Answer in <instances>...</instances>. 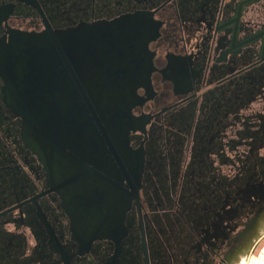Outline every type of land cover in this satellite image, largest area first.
<instances>
[{
    "label": "flooded vegetation",
    "instance_id": "af4514ba",
    "mask_svg": "<svg viewBox=\"0 0 264 264\" xmlns=\"http://www.w3.org/2000/svg\"><path fill=\"white\" fill-rule=\"evenodd\" d=\"M245 206L264 0H0V264H207Z\"/></svg>",
    "mask_w": 264,
    "mask_h": 264
},
{
    "label": "clouds",
    "instance_id": "9594fccd",
    "mask_svg": "<svg viewBox=\"0 0 264 264\" xmlns=\"http://www.w3.org/2000/svg\"><path fill=\"white\" fill-rule=\"evenodd\" d=\"M207 264H264V211L241 208L226 238L210 250Z\"/></svg>",
    "mask_w": 264,
    "mask_h": 264
}]
</instances>
